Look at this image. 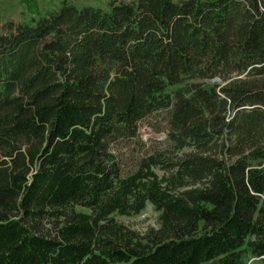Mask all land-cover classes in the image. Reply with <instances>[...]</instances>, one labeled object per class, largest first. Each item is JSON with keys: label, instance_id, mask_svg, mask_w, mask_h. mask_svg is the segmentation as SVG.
I'll return each mask as SVG.
<instances>
[{"label": "trees", "instance_id": "16d2710c", "mask_svg": "<svg viewBox=\"0 0 264 264\" xmlns=\"http://www.w3.org/2000/svg\"><path fill=\"white\" fill-rule=\"evenodd\" d=\"M37 15L0 33V264L264 261V0ZM157 112L165 145L126 169ZM148 203L158 228L117 220Z\"/></svg>", "mask_w": 264, "mask_h": 264}, {"label": "rangeland", "instance_id": "374dc122", "mask_svg": "<svg viewBox=\"0 0 264 264\" xmlns=\"http://www.w3.org/2000/svg\"><path fill=\"white\" fill-rule=\"evenodd\" d=\"M63 0H31L32 8L24 0H0V33H5L4 23L8 20L14 22H26L36 18L37 14H44L50 10L58 8ZM76 5L91 4L109 7V0H65ZM204 81L203 79H196ZM208 81V80H206ZM140 127V135L135 139H120L115 144V149L123 161L126 169L135 167L139 157L149 149L163 147L161 143L165 137L167 127V117L165 112L153 113L143 119ZM158 171L162 173V170ZM82 208V207H78ZM84 209V208H82ZM117 220L123 222L128 227L134 229L140 234H145L151 228L160 226V211L151 203L140 212L130 215H116ZM248 264H264L260 258L250 256Z\"/></svg>", "mask_w": 264, "mask_h": 264}, {"label": "water", "instance_id": "95a60500", "mask_svg": "<svg viewBox=\"0 0 264 264\" xmlns=\"http://www.w3.org/2000/svg\"><path fill=\"white\" fill-rule=\"evenodd\" d=\"M216 79H219V78H216Z\"/></svg>", "mask_w": 264, "mask_h": 264}]
</instances>
